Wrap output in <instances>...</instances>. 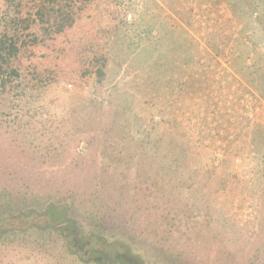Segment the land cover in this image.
<instances>
[{"label": "rangeland", "instance_id": "1", "mask_svg": "<svg viewBox=\"0 0 264 264\" xmlns=\"http://www.w3.org/2000/svg\"><path fill=\"white\" fill-rule=\"evenodd\" d=\"M34 1L57 18L51 35ZM48 1L29 0L21 55L27 65L39 63L44 78L32 80L26 67L27 80L9 94L0 89V264L78 261L56 234L36 228L56 226L69 208L94 239L82 255L100 247L134 264H264V99L243 77V62L264 52V23L239 19L240 6L255 8V1L60 0L64 13L77 16L63 37L54 33L65 16ZM10 14L0 0V39L12 32ZM147 24L157 27L144 38ZM119 33L127 34L126 55L110 56L120 66L109 63L101 85L97 58ZM248 36L257 46L241 59ZM132 42L139 51L126 60ZM107 94L127 112L130 134L157 124L145 140H172L188 166L175 173L159 159L167 175L142 169L141 161L164 154L143 157L135 144L139 155H104L113 117L97 103H107ZM132 112L141 114V127ZM49 204L55 208L44 215Z\"/></svg>", "mask_w": 264, "mask_h": 264}, {"label": "trees", "instance_id": "2", "mask_svg": "<svg viewBox=\"0 0 264 264\" xmlns=\"http://www.w3.org/2000/svg\"><path fill=\"white\" fill-rule=\"evenodd\" d=\"M5 1V12L11 13L10 16L15 15L14 23L12 21L7 20L5 22V26H12V32L11 34L4 33L5 35L0 39V89H2L3 92L9 94L12 90L15 88V82L21 81L23 83V80H27L25 77L26 73V67H33L31 69V74L35 75V79H32L34 81H38L44 78L45 70L40 66L38 63L36 67L27 65V63L21 58V55L23 53V50L27 47V44L24 43L25 40V32L28 31L27 26V19L32 14V12L27 8V5L29 4V0H4ZM85 1V0H84ZM94 0H89V3ZM96 1V0H95ZM94 1V2H95ZM255 1V8L253 5L247 4L246 6H240L239 12L240 17L242 21H246V25L250 24V22H254L255 24L261 25L264 23V0H254ZM50 5H56L57 7V17L65 16V19L62 22H57L56 24V34L57 36L63 37L64 35H68L70 31H72L76 27L77 23V16L71 13H64L63 8L65 5H61L60 0H51L48 1ZM65 2V0H64ZM34 6H37V10L35 12L36 19L42 24L43 32L46 33V35H51L52 33L50 31H53L51 29L53 28V23L57 21V18L53 17V20L51 17L48 18V9L44 6H39L35 1L33 2ZM249 5V6H248ZM39 6V7H38ZM71 5L68 4V7ZM230 7L232 9L233 15L236 16L235 11V4H230ZM33 7L32 9H34ZM29 13L27 14V12ZM81 17V16H80ZM47 26V28H46ZM155 24H147L143 28L142 32H140V35L145 38L146 36H150L152 31L155 29ZM140 29V26H139ZM159 29V27L157 28ZM142 33V34H141ZM252 35V34H251ZM37 37L42 40L41 42H46L45 34H37ZM146 37V38H147ZM127 34H121L119 33L116 38L114 39V42H112L109 45L108 52L106 54L100 53L99 58H97V63L101 66L97 67V73L98 78L97 81L103 85L105 83V76L106 71H108V64L112 63L114 66H120L119 60H117V57H114L110 61V56H113L116 52L121 54V57L123 58L126 54V48L125 43L127 42ZM39 41V39H38ZM133 43V42H132ZM135 44V43H133ZM132 46V45H131ZM135 47H129L131 48L130 54L125 58L128 60L132 54H134L135 50L138 49L139 45L135 44L133 45ZM257 44L252 39V36L246 37V41H243L240 43L239 48H242V51L239 53V57L242 59L248 58L249 51H254ZM122 47L121 49H119ZM139 51V50H137ZM106 69V70H105ZM30 73V72H29ZM243 77L244 79L249 83V85L253 86L258 92L259 96L264 99V52H261L260 56L258 58H254L253 62L251 64H248L247 61L243 62ZM39 79H38V78ZM32 83L29 82L26 86H30ZM100 85V86H101ZM13 88V89H11ZM101 88V87H100ZM111 99H114L112 97V94H107V103H97V106H100L103 110L106 111L107 115H110L113 117V120L111 121L113 124H111L110 129L105 132L107 136H111V134H114V137L111 138L112 142L110 145H106L104 149L102 150L104 155L110 151L113 150L119 154H126L131 156L132 155H139L132 153L133 144H135L136 149L141 153L140 155L145 157L148 153L152 154H164V157H158V160L153 159L152 161H141L140 166L142 169L150 168L152 170H159L162 169L167 175L166 167H161L160 163H158L159 159L161 162H164V165H168L169 170L173 172H178V169H180V165H186L188 166V161L186 159H179L178 156L176 157V150L180 148L179 145H172V140H170L169 144L163 143V138L159 137L155 140H150L146 138H149L152 136V134H148L147 130L152 126V128H155L157 124L152 125V123H149L147 128H144L143 132L141 131L142 128H139L140 135L135 136L133 133L130 134L131 124L128 121V118L124 117L127 116L124 111H121L119 107L115 106ZM127 102L132 105L133 102L127 100ZM138 112L141 111V109H136ZM132 117H134V121L137 122L136 124L141 127L143 124L138 123L139 119L138 116L141 115L136 112H132ZM141 117V116H140ZM153 119V118H152ZM137 130V131H138ZM122 132H125L128 136L127 138L123 137ZM130 140V141H129ZM109 140H106L108 142ZM166 142V141H165ZM168 143V142H166ZM91 145V142H87V146ZM115 147V148H114ZM89 149V146H88ZM116 149V150H115ZM175 150V153L172 152ZM185 151V156L186 153ZM107 155V154H106ZM159 164V165H158ZM194 175H192L193 177ZM191 177V178H192ZM184 184V183H183ZM51 203V202H50ZM50 207V208H49ZM55 208L53 204H49L47 208H43L42 212L44 211V215H47L50 209ZM70 212V213H69ZM15 215V214H12ZM11 215V216H12ZM60 215L62 217L61 222H58V224L52 225L47 224V226L43 227H36L38 232L40 234H49L53 233L56 234V240L60 239L64 242V246L66 247V252L70 255L71 258L78 260L76 262L70 261L68 263L61 262L60 260H54V264H89L88 262H84L82 260V257H89V259H92L91 262L93 264H134L131 262L132 258H126V256L120 254L114 256V254H107L104 249L93 248L88 254L82 255L80 254L83 252V246L86 245L89 246L93 239V236H90L91 234H88L86 236L83 230L80 228V222L75 216L76 214L72 213L71 209H67L65 212L64 210L60 211ZM80 231L84 234V236H80ZM12 233H17L18 231H11ZM97 234H100L101 232H94ZM102 235V234H101ZM46 237V236H45ZM100 237V236H99ZM132 255V254H131ZM114 256V257H113ZM52 262V261H51ZM143 264H145L143 262ZM146 264H148L146 262Z\"/></svg>", "mask_w": 264, "mask_h": 264}]
</instances>
